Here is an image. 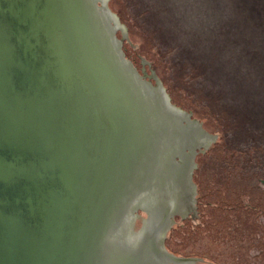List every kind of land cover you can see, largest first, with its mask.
<instances>
[{"label":"water","instance_id":"water-1","mask_svg":"<svg viewBox=\"0 0 264 264\" xmlns=\"http://www.w3.org/2000/svg\"><path fill=\"white\" fill-rule=\"evenodd\" d=\"M198 114L125 0H0V264H211L134 222L192 210Z\"/></svg>","mask_w":264,"mask_h":264},{"label":"rangeland","instance_id":"rangeland-1","mask_svg":"<svg viewBox=\"0 0 264 264\" xmlns=\"http://www.w3.org/2000/svg\"><path fill=\"white\" fill-rule=\"evenodd\" d=\"M210 137L170 220L211 264H264V0H125Z\"/></svg>","mask_w":264,"mask_h":264},{"label":"flooded vegetation","instance_id":"flooded-vegetation-1","mask_svg":"<svg viewBox=\"0 0 264 264\" xmlns=\"http://www.w3.org/2000/svg\"><path fill=\"white\" fill-rule=\"evenodd\" d=\"M204 150L205 149H203V148L199 149L197 151V154L199 152H202V151L204 152ZM176 202H177V200L176 199L174 200L172 198L170 203H167V208L169 209V213L173 212L174 210H182L183 209L182 207H178V205H176L177 204ZM144 207H147L146 210L139 209L135 213L134 222L138 218L137 212H143L145 214L144 218H142V217L138 218V220H139L138 222L140 223V229L138 230L137 234H139L140 232H145V229L152 230V229L156 228V226L158 227L160 225V223H162V228L166 227V229H167L169 226L168 223L171 222L170 220H172L174 216L178 215L181 217H185L187 212H188V211H186L185 215H181V214L169 215L163 220L164 212L160 208H158L156 205L146 204ZM134 222H133V226H134ZM164 239H165V237H164ZM165 250H166V248H165ZM151 257H153V256H151ZM153 260L158 261L159 259H157L156 257H153Z\"/></svg>","mask_w":264,"mask_h":264}]
</instances>
